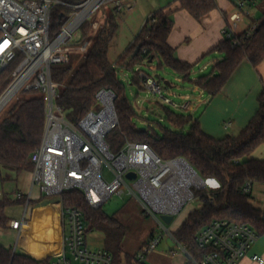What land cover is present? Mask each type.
Masks as SVG:
<instances>
[{
    "label": "trees",
    "instance_id": "1",
    "mask_svg": "<svg viewBox=\"0 0 264 264\" xmlns=\"http://www.w3.org/2000/svg\"><path fill=\"white\" fill-rule=\"evenodd\" d=\"M61 1L78 3L82 0ZM179 1L180 8L189 11L196 19L216 7L214 0ZM102 7L95 15L101 13ZM71 11L72 9L63 5L54 8L50 37L58 34L65 17ZM117 14L115 9L105 13L101 25L94 33H90V20L81 25L80 33L88 36L90 44L84 53L83 62L72 74L69 75L68 62L51 68L52 80L60 84L56 103L63 109L66 119L77 123L94 104L96 91L100 88L111 89L116 95L114 106L118 118V125L106 136L112 153L118 152L126 141L147 143L164 160L176 157L185 159L209 183L210 186L206 189L196 191L200 206L193 209L173 233L175 241L183 245L193 257L200 256L194 235L214 219L248 224L256 230L258 236H264V210L253 203L251 192L244 190L247 183L250 187L254 183L264 184V158L250 156L258 145L264 144V89L258 96L254 116L236 134L214 138L206 134L191 115L163 104L161 107L165 110L168 121L176 128L164 129L161 135L138 129L133 122L134 107L125 97V87L118 79V70L132 71V82L141 87L142 82L135 70V66H139L141 62L156 61L157 68H170L188 81H192V65L174 58L173 48L167 42L172 29L170 11L163 9L148 16L133 42L112 64L108 59V52L118 31ZM255 22L257 26L249 35L248 29L236 35L237 45H233L231 39L224 38L213 47L211 53L218 52L223 56L220 60H214L211 73L200 75L194 80L200 89L214 96L243 60L249 61L254 67L264 60V10L260 19ZM136 47H139L138 53L126 63L127 56ZM11 69L9 67L3 71L1 80H7ZM26 92H32L33 95L17 99L0 119V180H4L5 173L19 174L32 169L29 157L39 145L44 131V97L35 89ZM186 125L189 127L184 132ZM61 197L63 207H75L83 213L86 234L94 229L103 234L104 248L112 254L115 263L122 256L127 261L133 258L134 254H122L125 226L114 215L105 214L101 208L89 207L78 189L64 191ZM25 203L26 198L23 196L4 194L0 197V228L8 224L9 219L5 213L7 207ZM0 264L49 262L46 259L36 261L0 245Z\"/></svg>",
    "mask_w": 264,
    "mask_h": 264
},
{
    "label": "built area",
    "instance_id": "2",
    "mask_svg": "<svg viewBox=\"0 0 264 264\" xmlns=\"http://www.w3.org/2000/svg\"><path fill=\"white\" fill-rule=\"evenodd\" d=\"M114 1V9L120 11L118 0H82L78 3L61 0H0V86L2 73L9 67L11 75L0 90V113L22 89L38 90L45 100V126L39 145L31 152V181L47 196L61 195L64 191L78 189L89 207L101 206L114 194L124 192L134 196L142 209L157 219V232L134 254L130 264H145L146 255L155 249L168 230L160 215L175 217L194 199L196 191L207 188L205 181L183 158L162 159L143 142L126 141L122 148L112 153L106 136L118 125L114 106L115 93L100 88L95 93L92 107L77 123L69 122L60 105L56 103L60 84L52 80L53 65L69 61V54L84 52L88 42L74 47L72 39L76 29L89 20L104 4ZM237 11L222 28L223 38L238 44L235 28L248 7L256 0H231ZM63 5L72 9L65 17L60 31L49 36L51 15L54 8ZM129 7V6H127ZM257 26L252 22L247 35ZM143 87L157 94L161 101L172 107L185 109L186 104H176L163 95L161 81L157 77L135 67ZM226 123L225 127H228ZM106 164L110 171H103ZM129 172L134 178H128ZM245 191L251 187L247 183ZM19 196V194H17ZM66 224L63 247L49 264H116L105 248L93 249L86 238L83 213L75 207H63ZM22 221L14 220V229ZM258 233L244 223L228 219H214L194 235L200 256L193 257L178 243L187 255V264H238L255 241ZM250 258L264 263V258L251 254ZM124 264V263H120ZM127 264V263H125Z\"/></svg>",
    "mask_w": 264,
    "mask_h": 264
},
{
    "label": "crops",
    "instance_id": "3",
    "mask_svg": "<svg viewBox=\"0 0 264 264\" xmlns=\"http://www.w3.org/2000/svg\"><path fill=\"white\" fill-rule=\"evenodd\" d=\"M218 2L220 3L215 1L216 7L214 9L198 19L194 18L186 9L180 8L179 0H175L171 5L158 8L170 11L169 18L172 21V29L167 42L173 48L174 58L192 65L190 73L192 81L182 79L179 74L171 69L182 81L189 84L182 95L184 101L180 103V105L188 103V107L182 109L167 106L172 109L179 108L174 109L179 112L184 110L183 113L191 115L193 119L198 121L201 129L214 138L236 134L245 127L254 116L258 107V96L261 90L264 89V60L256 67L249 61L243 60L223 88L214 96H210L194 83V80L200 74H192L193 68L205 55L216 54L218 56V58H213L209 73L212 71L214 60H220L223 56L221 53H211L210 51L218 42L224 39L221 30L228 25L229 17L235 13V10L233 2L230 0H218ZM262 10H264V0H256L255 4L248 9L249 15L242 17L234 32L239 34L248 28L252 22L259 20ZM118 19L119 15H117V21ZM77 40L78 38L73 36V44L76 45ZM89 41L88 38L85 41L88 42V46ZM128 46L121 54L126 51ZM87 49L84 52H75L84 54ZM206 65L199 68V71H202L200 72L201 75H204L203 71L208 69ZM197 66L199 67V65ZM156 77L161 81L159 76ZM165 83L171 85L168 80ZM226 123H229L228 127H225ZM250 156L259 159L264 158V144L258 145ZM6 178H15L16 188L12 195L1 188L0 197L4 194L14 197L19 194V196L26 198V203L8 206L5 209L9 221L6 227L0 228V245L6 249H11L14 253L29 256L36 261L46 259L50 262L61 252L67 229L62 217L63 202L61 195L47 196L39 186L33 185L31 170H24L16 174L15 177L7 176ZM250 192L253 203L264 210V184L254 183ZM193 209L195 208L188 209L187 212L182 214L180 212V216L177 215L179 216L178 226L172 228L165 225L168 233L161 240L165 242V246L159 247L160 242L158 247L146 255L145 264H187V255L178 246L173 233L179 229L183 220ZM14 220L22 221L20 228L14 229L11 227L10 222ZM156 223H158L157 219ZM168 237L172 238L174 244L171 240L167 242ZM146 242H143L142 245ZM175 245L179 247L177 251L174 249ZM251 254H257L264 258V236L258 237L248 254L238 264H264L253 261L250 258ZM130 262L131 260L127 261L125 257H122L116 264H130Z\"/></svg>",
    "mask_w": 264,
    "mask_h": 264
},
{
    "label": "rangeland",
    "instance_id": "4",
    "mask_svg": "<svg viewBox=\"0 0 264 264\" xmlns=\"http://www.w3.org/2000/svg\"><path fill=\"white\" fill-rule=\"evenodd\" d=\"M175 0H118L122 4V8L118 11V31L113 41L110 44L108 59L113 64L117 57L123 52L125 47H127L130 42L133 40L135 34L140 30L142 24L148 18V16L153 13L158 8H161L166 5H171ZM216 3L218 0H215ZM231 1V0H230ZM234 5V4H233ZM114 1H110L107 4H104L102 7L101 13L94 14L90 17V33H94L98 27L101 25L105 13L114 8ZM129 6V7H127ZM130 8V9H129ZM129 9V10H128ZM249 9V7H248ZM234 10L237 11L236 6L234 5ZM94 16V18H92ZM92 18V19H91ZM81 26L76 29L74 37L78 38L77 44H73L74 47L83 45L87 40L88 36H82L80 33ZM75 40V39H74ZM90 44V41H89ZM89 47V46H88ZM213 58H218L216 54L205 55L197 65L193 68L192 74H202L199 71L203 65L208 67L207 70H204L203 74H207L211 70V64ZM84 54L77 53L73 49L69 54V61L66 63L70 72L69 75L75 71V69L83 62ZM153 63V64H152ZM151 64L148 61L141 62L139 67L146 74L161 78V85L163 88V95L169 97L176 104L182 103L183 94L186 91V88L189 86L188 83L182 81L180 77L174 73L171 69L163 67L157 68L156 61H153ZM64 64V63H62ZM60 65V64H57ZM55 66V65H53ZM136 67V66H135ZM11 72L7 76V80H2V86H4L9 78ZM118 79L120 83L125 87V97L134 107L135 115H133V122L135 123L138 129L144 130L148 133L156 132L161 135L164 129H174V127L167 119L166 112L161 107V104H164L157 94L152 93L149 89L141 86L139 87L136 83L132 82L133 72L130 70L119 69L118 70ZM168 80L171 85L165 83ZM1 84V83H0ZM25 88H22L11 102L6 106V108L0 113V119L4 116L7 111L10 109L12 104L17 99L27 98L33 95L32 92H26ZM166 105V104H164ZM167 106V105H166ZM165 106V107H166ZM179 109V108H174ZM184 112V110H182ZM186 112V111H185ZM188 125L184 126L183 130L186 132L188 130ZM103 171L105 174L110 175L108 166L104 164ZM15 177V173H5L4 180H0V189L4 188L9 194L12 195L16 188V179L6 178V177ZM207 183V187H209ZM14 194V193H13ZM200 206V201L194 199L189 202L181 211V214L187 212V210L192 208H198ZM23 210V209H22ZM101 210L109 215H114L119 219L125 226V235L122 240V249L124 253L136 254L139 252V247L143 242L148 241L152 233L157 231L156 219L145 212L138 200L125 192L122 195L114 194L112 195L102 206ZM180 214V215H181ZM179 215V214H178ZM179 215V216H180ZM179 216H175L172 223L169 227H176L179 224ZM154 231V232H153ZM152 234V235H151ZM87 242L88 245L93 248H104V236L101 232L97 230H90L87 233ZM165 246V242L161 241L159 247ZM158 247V246H157ZM174 249L177 251L179 247L174 246ZM123 257V256H122Z\"/></svg>",
    "mask_w": 264,
    "mask_h": 264
},
{
    "label": "water",
    "instance_id": "5",
    "mask_svg": "<svg viewBox=\"0 0 264 264\" xmlns=\"http://www.w3.org/2000/svg\"><path fill=\"white\" fill-rule=\"evenodd\" d=\"M138 51H139V47H136L135 49H134V51L130 54V55H128L127 56V58H126V63H128L137 53H138ZM128 178H134V173L133 172H129V173H127V175H126ZM159 219L165 224V225H170V223L173 221V219H174V217L173 216H171V215H160L159 216ZM169 240H171L172 241V238L171 237H168V239H167V242L169 241ZM173 242V241H172ZM173 244H174V242H173ZM171 246H172V243H171Z\"/></svg>",
    "mask_w": 264,
    "mask_h": 264
}]
</instances>
